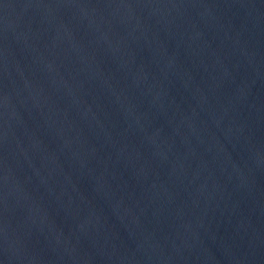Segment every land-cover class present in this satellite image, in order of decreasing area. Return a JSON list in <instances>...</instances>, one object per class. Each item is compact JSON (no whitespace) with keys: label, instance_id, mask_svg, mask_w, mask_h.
<instances>
[{"label":"water","instance_id":"1","mask_svg":"<svg viewBox=\"0 0 264 264\" xmlns=\"http://www.w3.org/2000/svg\"><path fill=\"white\" fill-rule=\"evenodd\" d=\"M0 264H264V0H0Z\"/></svg>","mask_w":264,"mask_h":264}]
</instances>
